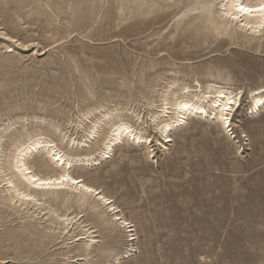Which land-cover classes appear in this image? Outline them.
Here are the masks:
<instances>
[{
    "label": "rangeland",
    "instance_id": "obj_1",
    "mask_svg": "<svg viewBox=\"0 0 264 264\" xmlns=\"http://www.w3.org/2000/svg\"><path fill=\"white\" fill-rule=\"evenodd\" d=\"M195 1L0 0V166L14 138L26 140L19 132L67 152L60 133L83 139L106 111L115 114L79 153L118 118L140 123L149 139L100 158L97 143V159L72 168L106 202L11 201L1 181L10 171L0 169V264H264V108L248 113L249 91L264 88V28L241 29L212 0L232 38L216 35L202 25L203 7L189 10ZM173 82L175 91L212 82L238 92L229 126L188 117L160 146L148 115ZM26 162L40 175L61 172L45 150ZM115 210L126 224L111 220Z\"/></svg>",
    "mask_w": 264,
    "mask_h": 264
},
{
    "label": "bare ground",
    "instance_id": "obj_2",
    "mask_svg": "<svg viewBox=\"0 0 264 264\" xmlns=\"http://www.w3.org/2000/svg\"><path fill=\"white\" fill-rule=\"evenodd\" d=\"M211 1L212 0H197L192 2V7H190L189 10H193L194 6L197 4L203 7V11L200 13V15L203 16L202 25L204 27H209L216 35H227L232 38L225 23L216 20L212 16L211 9L209 8ZM218 1L220 5V17H227L231 23L232 21H240L241 24L239 23V26H241V29L243 28L251 33H259L264 28V0ZM207 23L208 25H205ZM175 85H177V82L169 84L159 94V99H157L158 102L155 105L157 109L148 115V117L155 122L154 128L156 133L164 138V141L160 142V146L164 147V142L170 141V134L183 125L188 117L215 118L220 121L223 126H229L230 115L233 110L239 106L238 92H233L221 86V84L217 85L212 82H207L202 88L200 87L199 90L196 91L190 90V87L185 84H182L178 91H175L173 90ZM249 96L250 104L248 113L252 115L259 112L261 108H264V88H257L249 91ZM89 113L90 110L86 114ZM113 114H115L113 111H106L94 119L88 126L83 139L78 140L75 137H68L65 132L60 133L58 140L61 144L65 143V145L70 148L67 152L58 147L54 140L49 137L40 136L39 134L30 136L27 133L23 134L19 132L18 135L26 136V140L20 141V139H16L18 137L16 136V138H14L16 143H12L8 153H3L2 155L5 157L6 165L0 166V169L4 168V170L10 171V176L2 178L1 180L6 184H10L7 188L10 192V196L8 197L9 200L13 201L17 199V201H21L23 204L30 203L29 200H37L35 195L38 194L52 195L55 200L60 195H63L62 199L66 202L70 201L71 196H73L75 201L80 202L84 201L87 194H96L100 201L106 202L109 198L105 197L98 188L86 183L83 178L73 176L71 173L72 168L93 163L97 158L95 157L96 150L92 148L97 145V143H100L102 146L97 152L99 158L109 156L107 154L112 153L114 146L123 141L145 146L149 143L148 137L144 134V127H141L140 123L136 125L135 122L132 123L128 119L118 118L114 121H110L107 132L101 139L93 143L92 147L90 146L89 151H86L84 154L79 153V149L86 146L90 139L92 140V137L96 133V129H99L97 128L99 123L104 118L113 116ZM133 117L136 118V121L141 119L138 114H134ZM1 137L2 135H0V139ZM42 150H45V153L50 157V161L61 169L60 173L57 175H40L31 170L26 162V157L39 154ZM13 177H15L19 184L23 185V190L14 183ZM73 193H77V195ZM114 208L116 207H112L111 209ZM115 212H117V210L111 214V220L119 221L117 222L119 225L126 224L125 219ZM72 219L73 218L63 217L62 220L65 225H68ZM86 233H91V231L89 232L86 230L85 234ZM132 239L131 236L128 240ZM94 242L93 236H90V238L84 242V246L89 248Z\"/></svg>",
    "mask_w": 264,
    "mask_h": 264
},
{
    "label": "built area",
    "instance_id": "obj_3",
    "mask_svg": "<svg viewBox=\"0 0 264 264\" xmlns=\"http://www.w3.org/2000/svg\"><path fill=\"white\" fill-rule=\"evenodd\" d=\"M129 228V227H128ZM133 251V250H132Z\"/></svg>",
    "mask_w": 264,
    "mask_h": 264
}]
</instances>
